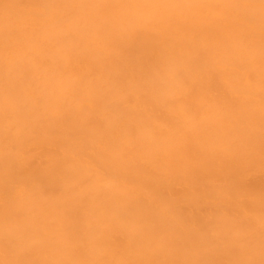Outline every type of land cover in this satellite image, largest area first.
<instances>
[{
	"label": "bare ground",
	"instance_id": "1",
	"mask_svg": "<svg viewBox=\"0 0 264 264\" xmlns=\"http://www.w3.org/2000/svg\"><path fill=\"white\" fill-rule=\"evenodd\" d=\"M0 264H264V0H0Z\"/></svg>",
	"mask_w": 264,
	"mask_h": 264
}]
</instances>
